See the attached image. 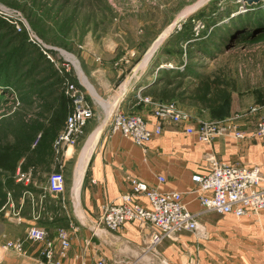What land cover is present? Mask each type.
Instances as JSON below:
<instances>
[{
	"label": "crops",
	"instance_id": "1",
	"mask_svg": "<svg viewBox=\"0 0 264 264\" xmlns=\"http://www.w3.org/2000/svg\"><path fill=\"white\" fill-rule=\"evenodd\" d=\"M115 54L102 60L113 61ZM154 56L150 60L154 71L172 64L169 57ZM131 63L117 71L110 63L109 68L94 72L87 61L84 65L98 88L109 93L127 75L134 65ZM151 75H147V67L138 72L132 82L134 86L129 84L127 95L121 93L120 100L121 109L141 116L149 130L156 126L161 128V133L149 142L137 146L120 133L106 131L98 136L79 179V159L86 145L79 146L83 137L75 147L63 150L60 155L53 152L50 166L56 172H62L65 179V192L57 197L46 191L47 179L44 185L36 184V168L44 162L42 157L34 158L26 168L21 167L23 160H19L12 174H0V264H54L56 261L59 264H93L99 260H104L105 264H264V212L256 220L236 219L232 215H202L199 223L206 230L205 238L183 232L177 242L164 241L154 251L147 250L152 229L141 228L137 222H126L115 232L95 229L102 208L120 204L119 198L130 191L132 179L161 192L181 193L186 209L191 213L199 212V203L191 193L195 186L191 178L207 172L205 156L208 153H213L223 164L257 166L264 175V141L250 138L256 124L264 117V97H247L248 101H245L246 98L238 97L236 90L230 93L227 105L219 110H202L191 105L188 110L197 120L223 121L249 137H217L209 146L199 142L196 134L185 133L187 125L160 121L153 115L151 106L135 101L137 91L149 96V91L163 86L153 85ZM121 95L115 92L110 96L116 101ZM18 170L30 174L33 184L16 183ZM159 178L163 182H159ZM7 202L20 211L18 217L6 216ZM141 203L147 206L146 200L141 199ZM4 206L6 210H2ZM36 207L39 219L35 224L44 231L46 241L53 244L52 261L41 256L45 243H30L26 239ZM60 229L67 232L69 239L64 258L58 256L60 246L56 234ZM16 241L22 243L20 254L5 249L8 242Z\"/></svg>",
	"mask_w": 264,
	"mask_h": 264
},
{
	"label": "rangeland",
	"instance_id": "2",
	"mask_svg": "<svg viewBox=\"0 0 264 264\" xmlns=\"http://www.w3.org/2000/svg\"><path fill=\"white\" fill-rule=\"evenodd\" d=\"M0 6L19 12L33 36L58 50L51 51L57 69L0 20V134L7 132L8 143L20 130L22 120L27 126L41 127L34 135L39 141L43 133L60 124L54 119L62 112L55 72H65L61 65L67 57L69 72L65 73L74 82H81L94 109L79 145L86 144L84 148L95 130L103 129L101 134L108 131L112 112L121 108V101L116 103L110 95H127L126 87L146 67L153 85L174 79L173 85L182 83L183 88L192 85L196 77L226 69L236 83L238 97L245 101L247 97H264V1L248 6L241 0H0ZM244 27L256 28L263 36L248 43L232 41L228 34ZM114 53L113 61L102 60ZM153 55L169 57L172 64L154 71L150 62ZM86 61L93 72L109 68L110 63L114 71L122 70L121 66L130 62L137 72L132 77L131 67L124 79L104 93L87 73ZM176 104L190 112L192 103ZM98 131L93 145L101 135ZM36 147L30 143V148ZM42 158L44 162L36 168L37 185H44L47 177L56 172L50 166L53 153ZM20 160L21 167L26 168L28 163L23 157Z\"/></svg>",
	"mask_w": 264,
	"mask_h": 264
},
{
	"label": "built area",
	"instance_id": "3",
	"mask_svg": "<svg viewBox=\"0 0 264 264\" xmlns=\"http://www.w3.org/2000/svg\"><path fill=\"white\" fill-rule=\"evenodd\" d=\"M0 19L12 25L15 32H25L28 43L35 46L58 69L51 57V51L58 50L47 47L33 36L19 12L0 6ZM67 58H63L66 63L61 65L65 68L66 73L69 72L68 60L70 57ZM62 70L64 71L63 68ZM65 72H60V74L67 75ZM62 87L71 106L63 128L53 144L56 155H60L65 149L75 147L83 137L88 121L94 117V109L84 93L85 88L81 82H74L67 77ZM135 101L151 106L153 115L160 121H168L175 125H187L185 133L196 134L199 142L209 146L217 137L249 138L245 133L237 131L234 126L225 125L223 121L197 120L191 112L180 109L176 102H157L142 94L141 90L136 92ZM194 120H197L195 126H193ZM108 130L111 133H120L137 146H142L161 133L159 126L149 130L141 116L126 113L120 107L113 111ZM250 138H259L264 141V117L258 121ZM38 139L39 137H36L32 144L33 147ZM205 161L207 172L203 175H194L191 178L195 184L191 193L195 194L199 203V212L191 213L186 209L182 203L181 193L161 192L132 179L130 191L122 194L119 198L120 204H110L102 208L98 222L94 226L95 229L103 228L106 231L115 232L126 222H137L141 228L152 229L148 238L147 250L154 251L164 241L177 242L179 235L183 232H190L197 238H205L206 230L199 223L200 216L205 214L232 215L236 219L256 220L264 212V175L260 168L223 164L213 153H208L205 156ZM158 180L163 182L161 178ZM15 182L30 186L33 184V179L30 174L18 170ZM46 191L54 197L64 194L65 179L62 172H54L48 176ZM141 199L146 200L147 206L141 203ZM6 206H8V210L5 209ZM6 206L2 208V210H6V216H19L20 211L14 209L12 204L7 202ZM37 207L40 209L39 205ZM37 207L33 211L32 224L27 229L26 239L32 243H45L46 247L41 256L47 261H52L53 244L46 241L44 231L35 224L39 219ZM56 239L60 246L58 256L64 258L69 247L67 232L62 229L58 230ZM5 249L20 254L22 243L20 241L8 242ZM54 264H59V262L56 261ZM93 264H105V261L99 260Z\"/></svg>",
	"mask_w": 264,
	"mask_h": 264
},
{
	"label": "trees",
	"instance_id": "4",
	"mask_svg": "<svg viewBox=\"0 0 264 264\" xmlns=\"http://www.w3.org/2000/svg\"><path fill=\"white\" fill-rule=\"evenodd\" d=\"M0 20L12 30V33L17 36L18 39H22L23 42L25 41V43H27V37L24 33H15V30L11 25L7 24L2 19ZM244 29L245 27L228 35L232 41L245 43L254 42L263 36L262 31H257L256 28L255 30ZM40 56L46 63H48L43 55L40 54ZM56 72L55 74L58 77V83L61 89L62 112L54 119L57 120V122L60 121L58 122L60 124L53 130L43 133V139H40L41 141L38 139L36 142V148H30V143L32 146L37 137L34 136L35 133L39 132L38 130L41 129L39 125L27 126L22 120V122H20V130L17 134H13L12 136V143H8V138L10 136L7 132L2 131L0 134V170L3 172L12 174L15 166L22 157L27 161V163L32 164L34 158L37 159L47 155L50 157L54 152V141L63 128L65 118L69 113L71 106L70 101L64 95L62 89L64 80L67 77L70 80L71 78L68 75H61ZM228 74L229 71L226 69H217L206 75L197 77L194 84L188 88H183L182 83L174 86V79H167L166 82H162L164 84L160 89L149 91L147 95L157 102H176L181 106L183 104L186 106L187 103H192V105L195 104L202 110H219L227 105L230 93L236 92L237 90L235 81L230 79ZM61 122H63V124Z\"/></svg>",
	"mask_w": 264,
	"mask_h": 264
},
{
	"label": "bare ground",
	"instance_id": "5",
	"mask_svg": "<svg viewBox=\"0 0 264 264\" xmlns=\"http://www.w3.org/2000/svg\"><path fill=\"white\" fill-rule=\"evenodd\" d=\"M163 67V66H162ZM163 68H165V67H163ZM83 83L85 84V85H87L86 84V81L83 79ZM89 90L92 92V90H91V88H89ZM92 94H93V92H92ZM93 96L96 98V99H98V97H96L94 94H93ZM99 101V100H98ZM101 102V101H100ZM97 131H98V129L95 131V133L91 136V138H90V140L87 142V146H86V148H84L83 149V151H82V153H81V159H79L80 160V165H79V169H78V173H77V177H78V179L80 178V176H81V174H82V172H83V167H84V165H86L87 163H86V161H88V157H89V154H90V152H91V150L93 149V147H94V145H93V142H94V139H95V135H96V133H97ZM80 158V157H79ZM76 179V178H75ZM78 179H76V181H78Z\"/></svg>",
	"mask_w": 264,
	"mask_h": 264
},
{
	"label": "water",
	"instance_id": "6",
	"mask_svg": "<svg viewBox=\"0 0 264 264\" xmlns=\"http://www.w3.org/2000/svg\"><path fill=\"white\" fill-rule=\"evenodd\" d=\"M243 3H245L246 5H248V6H251V5H256V4H258V3H260V2H263L264 0H241ZM159 40V39H158ZM157 40V41H158ZM148 57H149V55H148ZM135 74H136V68H134L133 69V71L131 72V76L132 77H134L135 76ZM121 100V98L119 99V100H117L116 101V103H118L119 101ZM113 113V112H112ZM112 116V115H111ZM110 116V117H111ZM98 135H100L101 134V132L103 131V129H100V128H98ZM96 131V130H95ZM95 131L92 133V134H94L95 133ZM107 233V232H106Z\"/></svg>",
	"mask_w": 264,
	"mask_h": 264
}]
</instances>
